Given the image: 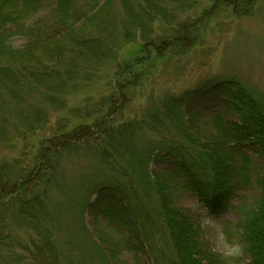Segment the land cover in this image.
<instances>
[{
    "label": "trees",
    "instance_id": "1",
    "mask_svg": "<svg viewBox=\"0 0 264 264\" xmlns=\"http://www.w3.org/2000/svg\"><path fill=\"white\" fill-rule=\"evenodd\" d=\"M51 1L0 0V98L13 92L14 86L30 85L28 82L40 85L56 78L52 88L60 92V87L80 78L87 81L91 69L119 49L120 38L133 42L141 36L146 43L141 52L145 53L150 43L147 39L159 20L173 32L161 38V48L172 42L192 43L191 36L197 32V23L177 20L169 11L170 3L177 2L180 7L191 0H119V14L112 10L114 0H53L55 4L47 15L32 24L26 22L21 5H30L35 13ZM16 38L22 41L17 47ZM155 49L158 51L157 46ZM145 61L140 57L136 63L143 65ZM129 69L127 66L120 71L122 77ZM139 77L136 71L132 79L136 83ZM131 84L132 80L115 82L113 107L89 128L91 136L87 129L79 128L53 138L42 150L41 161L45 162L49 154L70 152L80 139L101 138L100 148L88 145L87 151L102 162L108 161V154L117 164L125 162V173L133 175L131 178L138 181L150 202L149 207L136 202L132 187L117 182L115 177L89 183L79 203L80 211L93 213L109 229L124 234L113 246L103 239L102 244L89 243L95 255L93 262L122 264L117 251L126 247L135 251L137 259L144 253L153 264H160L153 257L159 235L172 248L164 260L169 264H220L202 238L198 214L174 206L173 199L177 194H189L210 216L220 217L242 192L254 189L260 191V218L245 222L240 242L251 256L250 264H264V104L238 80L212 78L180 96H167L146 122L108 126L125 88ZM143 126L155 131L157 137H145L136 147L131 140L136 129L139 134ZM33 175L20 180L2 177L0 207H11L19 201V191ZM38 198L20 201L17 215L30 224L34 223L30 216Z\"/></svg>",
    "mask_w": 264,
    "mask_h": 264
},
{
    "label": "rangeland",
    "instance_id": "2",
    "mask_svg": "<svg viewBox=\"0 0 264 264\" xmlns=\"http://www.w3.org/2000/svg\"><path fill=\"white\" fill-rule=\"evenodd\" d=\"M245 1L191 0L180 7L177 2L170 3L169 11L176 14L177 20L197 23L192 43L172 42L161 48L158 42L173 32L159 20L147 39L150 43L145 53L141 52L146 44L141 36L133 42L117 39L119 49L90 68L94 71L89 72L87 81L80 78L60 87V92L52 88L57 84L56 78L45 85L28 82L30 85L14 86L13 92L2 95L0 179L8 175L20 180L33 174L34 178L19 191V201H14L11 207H0V264H97L92 260L95 255L91 254L90 244L94 241L102 244L104 240L111 241L113 246L124 234L109 229L93 213L80 211V200L90 182L115 177L117 182L132 187L136 202L150 206L138 181L125 173V162L117 164L116 158L109 154L108 161L102 162L87 151L89 147L100 148L101 138L80 139L70 152L49 154L47 161H41L42 150L53 138L79 128L92 135L89 128L113 107L117 80H132V84L125 88L123 100L107 123L115 128L129 121L146 122L167 96H180L212 78L236 79L264 104V0ZM54 4L53 0L42 4L35 13L30 5H21L20 11H25L26 22L32 24L47 15ZM112 10L119 14V0H114ZM21 42L16 38V47ZM140 57L146 59L143 65L136 63ZM127 66L130 69L122 77L120 71ZM136 71L140 77L135 83L132 78ZM146 129L143 126L139 134L136 129L131 140L134 146H141L145 137H157L155 131ZM36 196L38 204L30 216L34 223L37 221L34 225L17 214L20 201ZM259 200V190L244 191L220 217L210 216L189 194H177L173 204L198 214L202 238L217 254L220 264H250L251 256L240 240L245 222L260 218ZM156 239L153 257L160 264H169L164 260L172 248L159 235ZM118 253L122 264H153L149 256L142 253L137 259L135 251L126 247Z\"/></svg>",
    "mask_w": 264,
    "mask_h": 264
}]
</instances>
